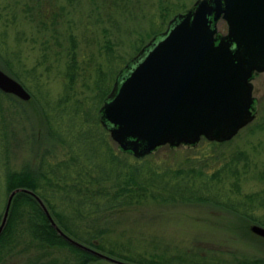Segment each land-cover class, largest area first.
I'll use <instances>...</instances> for the list:
<instances>
[{
  "label": "rangeland",
  "instance_id": "1",
  "mask_svg": "<svg viewBox=\"0 0 264 264\" xmlns=\"http://www.w3.org/2000/svg\"><path fill=\"white\" fill-rule=\"evenodd\" d=\"M195 2L0 0V34L6 43L10 68L24 79L25 86L21 84L29 93L33 91L35 96L23 100L9 94L10 98L4 99L7 108L13 106L8 108V113H12V110L16 112L17 127L12 125L10 128L16 133L17 139L7 155L9 163L15 168H29L36 165L44 150H54L46 122L40 113V103L44 104V101L53 105L51 107L55 110H62L64 119L80 104V109L91 115V121L99 120L100 107L111 92L120 71L153 37L166 30L176 14L193 8ZM217 24V32L225 34L226 22L220 19ZM72 54L77 70L75 80L69 84L67 70ZM251 81L254 119L232 139L212 145L201 138L194 145L159 146L145 155L146 161L143 163L149 165V170L154 168L164 173V167L173 162L186 163V157L203 158L198 162V165L203 166L212 157L218 160L229 158L224 160L225 166L220 169H229L239 174L241 193L264 195V72H255ZM112 147L117 148L116 142H112ZM121 151L126 160H135L130 151ZM230 182L224 179L223 185L229 188ZM5 192L4 186H1V199ZM160 202L149 198V204L125 209L105 219L101 225H110L112 236L120 238L118 240L133 238L130 240L139 247L144 242H157L162 244L160 248H165L164 244H167L170 250L209 249L216 250V254L221 256L264 258V238L250 228L253 224L264 225L247 217L249 214L264 218V208L257 214L250 213L252 204L248 203L246 214L242 208H228L203 201ZM35 247L8 258L5 264H37L39 259L31 253L39 254ZM152 250L149 248V254ZM31 256L32 259L28 261ZM45 258L41 259L44 260L40 264L49 259L55 261L51 264H67L74 259V255L68 249H58L54 255ZM93 264L117 263L99 258Z\"/></svg>",
  "mask_w": 264,
  "mask_h": 264
},
{
  "label": "trees",
  "instance_id": "2",
  "mask_svg": "<svg viewBox=\"0 0 264 264\" xmlns=\"http://www.w3.org/2000/svg\"><path fill=\"white\" fill-rule=\"evenodd\" d=\"M0 59V67L25 86L24 79L10 68L2 34ZM76 70L77 64L72 54L67 70L69 84L75 80ZM1 94L2 92H0V187L4 186L6 192L4 198L0 197V223L9 193L15 188H26L43 201L63 233L90 248L128 262L264 264L263 257L221 256L216 254L218 253L216 250L209 249L170 250L166 247L167 244H164L165 248H160L162 244L157 242L150 244L144 242L139 247L132 243L133 238L118 240L120 238L112 236L110 225H101L105 219L120 214L125 209L149 204V198L161 201L160 203L167 200L203 201L228 208L232 206L242 208L245 213L248 211L249 203L252 204L249 212L259 213L264 208V195L242 194L241 186L238 184L239 174L229 169H220L225 166L224 160L229 158L218 160L217 157H212L206 160V166H203L198 165L203 158L191 156L185 158L186 163L173 162L167 165L164 167L166 170L164 173L157 172L158 170H153L154 168L149 170V165L143 163L146 156L133 155L135 160L127 158L130 160L127 161L121 155L123 149L118 145L114 149L107 128L100 119L91 121L89 119L91 115L88 111L80 109V104L67 114L68 118L64 119L62 110H55L56 108L51 107L53 105L44 101V104L40 103V113L46 122L54 150H44L35 166L15 168L9 163L7 155L17 139L16 133L10 128L12 125L17 127L16 112L10 110L12 113H8V108L13 106L7 108L8 104H5L4 99L10 98L9 94ZM30 94L35 98L33 91H30ZM99 125L102 126L101 129ZM207 143L218 144L210 141ZM224 179L232 181L229 188L223 185ZM247 217L264 225V218L261 215L248 214ZM31 247L38 248L39 254L31 252L39 259L37 264L44 260H41L42 258L54 255L58 249H68L74 255V259L67 264H93L100 258L67 242L50 224L37 200L32 195L19 191L12 198L6 222L0 232V264H5L8 258L25 253ZM149 248L153 249L150 254ZM51 249L54 251H50ZM31 259L32 256L28 261ZM52 262L55 261L49 259L43 264Z\"/></svg>",
  "mask_w": 264,
  "mask_h": 264
},
{
  "label": "water",
  "instance_id": "3",
  "mask_svg": "<svg viewBox=\"0 0 264 264\" xmlns=\"http://www.w3.org/2000/svg\"><path fill=\"white\" fill-rule=\"evenodd\" d=\"M220 19L227 32L216 37ZM255 72H264V0H196L120 71L100 107V120L112 140L135 157L166 144L194 145L201 137L228 141L254 119L251 78ZM0 90L30 98L25 87L2 69ZM19 191L37 200L50 224L69 243L117 264H130L63 233L43 201L26 188L9 193L0 232ZM250 228L264 238V227Z\"/></svg>",
  "mask_w": 264,
  "mask_h": 264
},
{
  "label": "flooded vegetation",
  "instance_id": "4",
  "mask_svg": "<svg viewBox=\"0 0 264 264\" xmlns=\"http://www.w3.org/2000/svg\"><path fill=\"white\" fill-rule=\"evenodd\" d=\"M217 31H218V26H217Z\"/></svg>",
  "mask_w": 264,
  "mask_h": 264
},
{
  "label": "bare ground",
  "instance_id": "5",
  "mask_svg": "<svg viewBox=\"0 0 264 264\" xmlns=\"http://www.w3.org/2000/svg\"><path fill=\"white\" fill-rule=\"evenodd\" d=\"M66 240V239H65ZM68 242V241H67Z\"/></svg>",
  "mask_w": 264,
  "mask_h": 264
}]
</instances>
